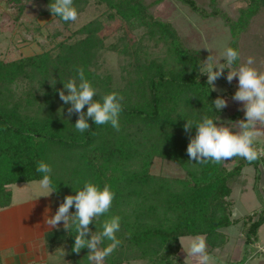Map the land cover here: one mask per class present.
Segmentation results:
<instances>
[{
	"label": "trees",
	"instance_id": "1",
	"mask_svg": "<svg viewBox=\"0 0 264 264\" xmlns=\"http://www.w3.org/2000/svg\"><path fill=\"white\" fill-rule=\"evenodd\" d=\"M94 1L106 8L107 20H119L117 36L105 44L99 17L75 33L60 35L79 22ZM171 1L74 0L78 19L64 22L48 9L52 0H0L16 11L14 22L21 34L31 27L43 34L38 18L45 16L64 28L48 36V43L40 46L42 53L0 59V208L10 206L11 186L42 180L36 171L40 162L51 167L53 194L62 201L86 181L101 188L109 185L115 193L112 207L89 226L98 232L108 214L121 217L116 235L122 243L104 264H175L180 240L186 237L203 238L210 255L226 247L229 236L223 230L235 225H242L245 244L252 246L264 225V211L235 218L232 199L234 189L243 185L245 168L253 167L259 179L262 156L252 163L241 157L221 164L189 160L187 145L196 129L185 132L187 120L195 124L208 116L226 124L227 111L218 112L212 104L220 94L210 91L207 75L199 72L206 70L207 54L192 46L186 34L191 26L167 21L168 15L161 13L168 3H177L206 24L222 22L230 32L228 47L240 53L232 67L252 57V66L264 72V0H238L229 9L226 0ZM30 7L38 13L27 23L22 15ZM104 52L119 58L117 73L103 71ZM76 68H83L97 90L96 99L111 92L124 97L119 132L91 120L88 131L75 130L78 114L69 117L70 104H64L58 90L70 79L79 82ZM228 119L242 120L244 112L228 114ZM156 158L175 164L184 175L151 174ZM75 234L74 228L50 232L48 250L61 251L63 264H89V249L72 251Z\"/></svg>",
	"mask_w": 264,
	"mask_h": 264
},
{
	"label": "clouds",
	"instance_id": "2",
	"mask_svg": "<svg viewBox=\"0 0 264 264\" xmlns=\"http://www.w3.org/2000/svg\"><path fill=\"white\" fill-rule=\"evenodd\" d=\"M47 7L53 17H60L64 22H75L78 19L74 0H52ZM213 59L209 55L205 61L206 70L199 72L207 75V84L211 86L210 91H219L214 82L223 75L226 68L223 63H209ZM239 59V51L231 47L224 50L221 58L229 67ZM253 64L254 59L249 57L237 69L228 70L226 77L228 83L238 77V88L232 99L243 104L244 119L229 125L218 122L219 118L214 120L208 116H204L195 124L187 120L184 125L185 132H189L193 127L196 129L195 136L190 137L187 145L190 161L221 164L235 157H241L248 163H252L264 156V147L259 149L253 147L255 140L264 135L262 131L264 129V72L258 71L252 66ZM76 72L79 82L77 78L70 79L63 82V89L58 90L59 97L64 104H70L67 110L69 117L73 113L78 114L74 125L75 130L81 134L88 131L91 129L89 124L91 120L96 126L110 124L114 130L119 132L124 97L111 92L96 99L97 90L85 78L83 68H76ZM212 104L218 112L227 107L226 99L220 96ZM85 106H87L86 112L84 111ZM36 171L43 174L40 185L47 189L46 194L41 196H51L56 191L52 187L51 167L45 162H40ZM114 197L115 193L109 185L106 184L101 188L91 181H86L81 189L75 191V195L64 197L58 210L53 216L47 217L45 223L49 228L57 230L60 222H63L65 231L74 228L76 234L72 251L79 254L82 249L87 248L89 249L87 255L89 264H104L105 259L122 243L116 235L121 228V217L116 215L104 220L98 232H92L89 226L93 222L96 224L101 216L109 213ZM73 206L74 213L70 212ZM89 235L90 239L87 238ZM105 240L109 243L101 247ZM190 251L192 256L200 261H206L208 258L206 241L201 237L193 239Z\"/></svg>",
	"mask_w": 264,
	"mask_h": 264
},
{
	"label": "rangeland",
	"instance_id": "3",
	"mask_svg": "<svg viewBox=\"0 0 264 264\" xmlns=\"http://www.w3.org/2000/svg\"><path fill=\"white\" fill-rule=\"evenodd\" d=\"M238 0H226L224 7L229 9L232 4ZM171 2H174L173 0ZM105 7L97 3L92 2L86 13L82 15L80 21L74 23L71 28L65 29V32L60 35L68 36L71 33H75L76 30L80 29L87 22L99 17L104 23L101 36L105 39V44H109L111 37H116L119 31L120 23L118 21H109L103 14ZM38 9L30 7L22 15L25 22H30L37 17ZM161 13L163 16H167V21L182 22L181 26L188 25L191 27L186 32L189 36L192 46L205 50L207 58L211 55L214 59L209 63L220 64L223 63L224 69L223 75L217 79L214 83L219 91H216L220 96L227 101L226 114L224 116V122L226 125L234 124L235 122H229L228 114H232L236 111L242 110L243 104L241 102L234 101L232 96L238 88V77H235L231 83H228L226 77L228 70L233 71L237 68L229 67L226 62L221 60L224 50L228 47L230 40V32L222 22L206 24L202 21L199 16L190 12L187 8L175 3H168L163 8ZM16 11L9 9L5 3H0V59L6 61L18 60L24 57H30L39 53H42L41 44L48 43V36L58 33V31L64 29L62 25L52 23L50 17L38 18L39 23L44 26L43 34H36L31 27L29 32H25V28L21 34V26H17L14 22V16ZM183 20V21H182ZM183 27V28H184ZM191 29L193 31H191ZM63 39V38H62ZM102 57V68L103 71L118 72L119 58L113 53H103ZM216 69L214 68V71ZM238 130V129H237ZM264 131V129H262ZM264 135L258 137L254 145L259 148L264 147ZM264 158V156H262ZM262 170V167H260ZM151 174L163 177H182L184 173L178 169V167L168 161L156 158L150 169ZM255 169L253 167H247L244 169V181L243 185L234 189L232 199L235 202L234 217L240 218L251 214L252 212H260L259 210L264 209V195L261 189L264 188V175L260 174L258 180H256ZM259 187L257 190H252L254 184ZM18 187L19 185H13ZM245 188V189H244ZM247 193H242L244 190ZM16 196V188L13 190ZM260 192V193H259ZM262 193V194H261ZM262 195V197H260ZM254 197V198H253ZM255 199V200H254ZM1 209V208H0ZM111 218V214H108L107 219ZM225 234L229 236V243L223 250H217L213 254L207 255L206 261H200L193 257L190 251V245L193 238L181 239V250L179 257L183 260L184 264H262L264 263V254L260 253L254 256V249L245 244L242 225H235L230 228L223 230ZM258 244L264 246V226L261 227L258 233ZM255 246L258 249H264V247ZM257 253V252H256ZM177 256V258L179 259ZM178 259L175 264L180 263ZM174 260V261H175ZM131 264H145V263H131Z\"/></svg>",
	"mask_w": 264,
	"mask_h": 264
},
{
	"label": "crops",
	"instance_id": "4",
	"mask_svg": "<svg viewBox=\"0 0 264 264\" xmlns=\"http://www.w3.org/2000/svg\"><path fill=\"white\" fill-rule=\"evenodd\" d=\"M261 167L259 172L262 177L264 165ZM18 185L10 187V206L0 209V264H63L62 252H50L47 247L49 233L57 229L49 228L45 223V219L53 216L63 201L53 193L51 196H41L46 194L47 189L41 187L40 181ZM255 187L254 184L252 190ZM246 191L242 193H247ZM261 192L264 195V188ZM259 211L263 212L264 209ZM63 228V222H60L58 230ZM257 242L251 246L254 256H257Z\"/></svg>",
	"mask_w": 264,
	"mask_h": 264
},
{
	"label": "built area",
	"instance_id": "5",
	"mask_svg": "<svg viewBox=\"0 0 264 264\" xmlns=\"http://www.w3.org/2000/svg\"><path fill=\"white\" fill-rule=\"evenodd\" d=\"M258 253H260V254H264V249H261V248L258 249V250H257V254H258Z\"/></svg>",
	"mask_w": 264,
	"mask_h": 264
}]
</instances>
